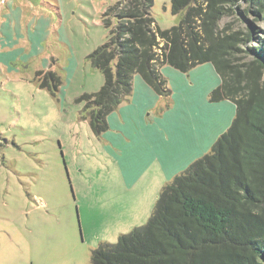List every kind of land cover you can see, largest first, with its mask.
<instances>
[{
    "label": "rangeland",
    "instance_id": "rangeland-1",
    "mask_svg": "<svg viewBox=\"0 0 264 264\" xmlns=\"http://www.w3.org/2000/svg\"><path fill=\"white\" fill-rule=\"evenodd\" d=\"M120 1L0 0V264H92V253L101 245L116 244L120 236L147 224L171 180L159 163L140 170L156 153L139 143L154 128L171 127L160 123L166 116L173 124L181 120L174 108L169 110L174 99L175 105L200 101L193 93L179 98L184 84L194 82L204 91L213 77L209 68L219 79L216 88L220 84L212 64L188 73L164 66L161 74L171 96L161 97L151 87L159 99L160 120L152 122L146 110L138 118L137 133L126 124L124 136L95 135L83 118L82 98L105 85L90 56L108 43L117 19L110 17L108 26L106 14ZM235 8L219 27L252 32L242 49L258 47L264 41V13L257 16L246 0ZM152 13L161 30L180 25L172 0H154ZM139 78L143 80L140 75L135 80ZM209 103L226 105L232 118L219 121L222 132L206 143L200 158L210 153L236 116L230 100ZM207 115L200 112L203 133L217 120ZM161 149L171 154L164 144ZM134 155L144 158L137 160L143 166L125 176L122 162Z\"/></svg>",
    "mask_w": 264,
    "mask_h": 264
},
{
    "label": "trees",
    "instance_id": "trees-1",
    "mask_svg": "<svg viewBox=\"0 0 264 264\" xmlns=\"http://www.w3.org/2000/svg\"><path fill=\"white\" fill-rule=\"evenodd\" d=\"M238 1L172 0L181 22L168 30L157 25L154 0H121L106 14L107 25L110 17L117 25L90 56L105 85L82 98L95 135L105 134L109 116L130 101L136 75L170 97L161 74L167 65L188 73L212 64L220 84L209 101H232L236 116L210 153L163 188L147 224L101 245L92 264H264V41L245 51L252 32L219 27ZM246 1L257 16L264 13V0Z\"/></svg>",
    "mask_w": 264,
    "mask_h": 264
},
{
    "label": "crops",
    "instance_id": "crops-1",
    "mask_svg": "<svg viewBox=\"0 0 264 264\" xmlns=\"http://www.w3.org/2000/svg\"><path fill=\"white\" fill-rule=\"evenodd\" d=\"M209 70L213 77H210L211 81L208 80L205 84L204 91H201L199 87L196 86L198 84H195L194 82L184 84V87L180 88L182 92L179 97L180 99L185 96H190L193 93L194 99L200 101L196 103L192 101H182L180 102V105H175V102L177 103V101L174 99L172 107L169 110L173 108L176 110L177 116L181 119L180 121H177V124H173L168 116L164 118L165 122H162L158 118V115L160 114L159 99L154 97V92L145 81L143 82L140 78L136 81L135 76L133 95L130 101L125 102L119 107V109H117L119 116H113L116 112H113V114L109 116V130L107 132H112L113 135L120 133L124 136L125 131L123 128L128 124L129 127L132 126L137 133L138 118L142 117V114H145L146 110L151 112L147 118L149 119L152 115V119L150 118L152 122H158L160 120L162 126L167 124L171 125V127H168L165 130L154 128L150 135L144 137L146 142L144 143L142 141L139 143L141 149H152L156 153L150 160V163L146 164L145 167L140 170H148L153 164L159 163L166 177L169 180H172L176 175L186 170L188 166L198 160L203 152H205L203 150H206V143H209L213 137L216 138L218 131L222 132V127L220 125L222 122L219 121L224 120L228 123V120L232 118V115H230L232 114L231 109H228L226 105H212L209 103V94L216 88V84L219 83V79L215 72H213L211 68H209ZM140 100H142V102H140ZM170 100L171 98L169 101ZM140 106H142L143 109L140 110ZM186 107H188L190 111H188ZM221 107L223 108L220 110ZM166 112L167 111L164 112L163 116L166 115ZM200 112L205 115L210 112V114L217 119L211 124L209 130L204 131V133L202 131V126L200 128V125L203 124ZM154 116H156V118H154ZM107 132L105 133L106 138H108L107 135L109 134ZM163 132L166 133L165 136ZM168 132L171 135L168 134ZM197 135H199V138H197ZM214 140L215 139H213V141ZM163 144L171 151L170 155L166 156L162 149L159 152V148H162ZM138 159L144 160L141 155H134L133 157H127L126 161L122 162V169L125 172V176L131 173L130 169H139V166H143L142 163L139 165L137 164Z\"/></svg>",
    "mask_w": 264,
    "mask_h": 264
}]
</instances>
